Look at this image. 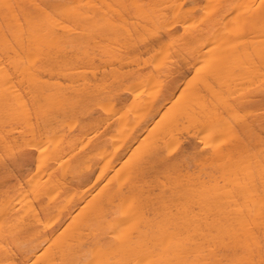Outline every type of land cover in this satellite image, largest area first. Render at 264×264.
Here are the masks:
<instances>
[{
  "label": "bare ground",
  "instance_id": "bare-ground-1",
  "mask_svg": "<svg viewBox=\"0 0 264 264\" xmlns=\"http://www.w3.org/2000/svg\"><path fill=\"white\" fill-rule=\"evenodd\" d=\"M0 264H264V0H0Z\"/></svg>",
  "mask_w": 264,
  "mask_h": 264
}]
</instances>
